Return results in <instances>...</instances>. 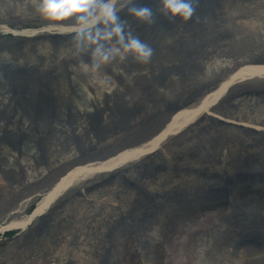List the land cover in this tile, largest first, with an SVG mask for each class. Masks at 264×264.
<instances>
[{
	"label": "rangeland",
	"instance_id": "374dc122",
	"mask_svg": "<svg viewBox=\"0 0 264 264\" xmlns=\"http://www.w3.org/2000/svg\"><path fill=\"white\" fill-rule=\"evenodd\" d=\"M117 1L119 0H113L118 12L120 7L128 5V0L116 3ZM244 6L247 11L248 7L254 6V13L249 14L248 18L254 20L255 26L264 25V0H257L255 5L251 2L245 3ZM37 7L38 5L34 11L14 8L19 11L15 12L13 23L0 19V41L14 37L5 33L7 27L37 28L47 24L37 11ZM127 22L138 24L133 17ZM149 23H146V28L149 27ZM157 29L158 27L153 30ZM150 37L154 38L151 34ZM161 37L162 34L158 42ZM259 40L261 42L247 45L242 48L245 51L234 55L233 60L236 64L232 67L229 65L226 70L228 72L224 71L221 74L223 77L218 81L231 70L242 66L241 62L252 61L257 56L264 57V39ZM230 41L231 38L225 42L228 44ZM115 61L122 60L117 58L111 62ZM83 63L87 62L78 65ZM207 66H211L210 60ZM134 74L136 73L132 72L127 80L130 81ZM85 80L89 87L81 83L79 92L82 95L89 94L90 98L94 94L97 95L96 91L103 93L107 86L110 87V91L115 87L110 76L99 69L89 70ZM204 84L206 83L202 82L199 88L200 90L203 88V92L207 91ZM167 87L168 89L159 91V99L153 97L152 102L147 103L143 111L129 116L125 124L110 127L111 123L106 122V126L109 127L100 131L88 129L86 133L77 127L73 133L74 138L62 135L57 130L54 136L53 131L47 142L51 144L50 147H47L46 142H40L41 145L46 144L45 148H42V152L44 151L42 161L28 158L25 140L35 142L34 136L28 131L22 133L19 136V148L16 153L21 172L17 174L15 171L16 177L12 178L0 176V222L8 217V212L13 207L18 209V212L14 213L15 216L27 213L38 195L73 163L79 160H92L99 152L101 155L108 154L125 145L144 140L166 120L171 112L168 106L174 102L189 105L201 96H194L190 101L185 95H177L171 85ZM236 89L238 88L234 87L228 91L213 106L209 113L215 117L203 114L181 133L168 137L156 152L112 172L99 173L68 189L46 214L37 218L26 231L7 239L0 237V264H112L113 261L117 264L125 262L159 264L160 259L162 261L168 259L169 254L164 253L165 249H172V239L179 235L181 228L184 229V224L189 225L193 222L194 215L218 209L222 205L221 208L225 210L236 212L249 209L255 213L250 214V217H264V169L257 168L253 162L251 165L246 164L250 161L244 158L249 157L247 154L250 150L259 153V150H255L257 146L254 145L259 142L251 140L254 136L252 133L259 136L262 134L264 137V132L245 127L260 126V129H264V87L255 88L258 90L254 95L238 96ZM251 96L261 100L241 101L234 105L233 109L225 107L231 102L237 103L242 97L248 99ZM224 110H229L231 114H224ZM213 118H217L221 124L250 132V135L238 132L243 137L242 140L227 137L220 143L219 135L202 131ZM76 140L80 141L78 146L74 145ZM35 147H38L37 143ZM7 161H11L10 155L0 152V166L5 168L8 165ZM213 189H220L219 199L223 204L218 206L213 203L212 198L201 197L212 193ZM27 198L30 199L25 201ZM127 224L132 225V230L138 232L143 231L151 235L153 232L154 241L159 243L156 252L152 247H150L153 250L152 254L149 253L150 248L142 249L144 238L141 235L131 236L133 241L131 239V246L127 249L123 243L108 239V232L124 229ZM212 229V225H207L196 234L191 233L193 230L189 232L191 237L186 246L196 250L195 257L198 259H192V264H243L248 259L245 250L247 245L243 246L247 241L241 238L249 237L242 235L237 237L238 234L232 232L233 236H228V241L221 242L225 234L209 236ZM180 235L185 241V235L183 233ZM206 236L209 237L208 240H200V237ZM254 242L261 243L258 239ZM237 246L239 251L235 254ZM110 255L113 257L110 258ZM155 257L159 260L156 261ZM162 261L160 264H167Z\"/></svg>",
	"mask_w": 264,
	"mask_h": 264
},
{
	"label": "bare ground",
	"instance_id": "6f19581e",
	"mask_svg": "<svg viewBox=\"0 0 264 264\" xmlns=\"http://www.w3.org/2000/svg\"><path fill=\"white\" fill-rule=\"evenodd\" d=\"M256 1L192 0L193 13L188 19H183L172 18L163 12L161 0H133L132 6L148 7L152 10V19L148 28H146L147 22L143 23L144 21L136 19L138 24L127 22L132 18L127 13V5L120 7L119 18L125 22L126 28L134 36L152 48V56L146 63L138 62L128 56L122 61H110L102 65L99 70L110 76L112 85L114 84L115 87L110 91V87L107 86L103 93L96 91L97 95L94 94L91 98L89 94L82 95L79 92L81 83L89 87L85 80L89 71L86 73L79 68L78 64L88 62L89 58L86 55L74 56L71 51V21L63 22L64 26L61 28L45 30L28 29V27L7 29V33L12 31L14 37L0 41V152L9 154L11 161H7L8 165L5 168L0 166L1 177L12 178L16 177L15 171L18 172L17 174L21 172L16 153L19 148V136L25 131L30 132L35 141L25 140L28 147V158L42 161L44 160L42 148H45L49 142L53 131L54 136L57 130L62 135L74 138L73 133L77 127L86 133L88 129L100 131L109 127L106 126V122L111 123L110 127L125 124L129 116L143 111L147 103L152 102L153 97L159 99V91L168 89V85H171L177 95H185L190 101L194 96H201L189 105L184 102L169 104L168 108L171 112L166 120L144 140L136 144L125 145L108 154L101 155L99 152L92 160H79L73 163L38 195L28 213L15 216L14 213L18 212V209L15 207L10 209L7 219L0 222V231L5 226L24 225L29 216L41 215L40 213L48 205L52 206L59 199V197L56 198L59 192L74 180H79V182L69 186L68 189L78 186L81 182L99 173H109L138 160L140 156H144L155 148L165 136L176 134L195 117L203 114L215 117L207 110L231 81L238 80V84L229 90H233L234 87L238 88L235 90L238 96L241 94L254 95L258 90L255 88L264 87V57L259 56L252 61L241 62L242 66L231 70L227 77L218 81L223 77L221 74L224 71L228 72L226 70L230 67L229 65L232 67L236 64L233 60L234 55L245 51L243 47L260 41L259 38L264 39V25L260 24V27H257L253 23L254 20L248 18L249 14L254 13V6L248 7V11L244 6L245 3L250 2L255 5ZM119 2L120 0L116 3ZM36 5H38V0H0V19L13 23L15 12L19 11L14 8L34 11ZM44 20L46 19L43 18ZM44 22L50 23L51 21ZM156 27L158 29L153 30ZM150 34L154 36L153 39ZM160 34L162 37L158 42ZM230 38L231 41L227 44L225 41ZM209 60L211 66L206 67ZM132 72L136 74L128 81ZM239 79L245 80L239 81ZM202 82L206 83L203 86L207 88V91L203 92V88L199 89ZM201 92L203 93L200 94ZM190 96L192 98H189ZM260 100L261 98L255 96L248 99L242 97L237 103L231 102L225 107L233 109L234 105H238L241 101L259 102ZM223 113L231 114L229 110H224ZM208 122L202 131L216 133L219 135L220 143L227 137L242 140L243 137L238 132L250 135V132H243L237 127L232 128L227 124L219 123L217 118L210 119ZM245 127L264 132L260 126L246 125ZM252 134L254 136L251 140L259 142L254 144L257 146L255 150H259V153H253L250 150L247 154L249 157L244 158L250 161L246 164L254 163L257 168L263 170L264 137L262 134L260 136L256 133ZM42 141L46 144L41 145ZM79 142L76 140L74 145L78 146ZM20 143L23 142L20 140ZM49 145L51 144L48 143L47 147H50ZM4 162L5 160L2 164ZM12 165H14L13 168ZM242 174H248V172H242ZM219 193H221L220 189H213L212 193L209 192L201 197L212 198L213 203L219 206L223 204V201L219 199L221 196ZM221 206L218 209L194 215L195 219L192 223L184 224V229L181 228L179 235L174 236V240L172 239V249L164 251L169 254L168 259L164 261L160 259V262L192 264V259L196 258V250L186 246L191 237L189 232L193 230L191 233L196 234L207 225H212L213 229L209 236L217 237L225 234L221 242L228 241V236H233L231 235L233 230H236L237 237L241 235L249 237L250 239L241 238L247 241L243 246L247 245L245 250L248 253V259L242 262L243 264H262L264 261V217L257 215L258 218H251L249 215L255 213L249 209L233 212ZM217 221L220 222L217 223ZM129 224L125 225L124 229L108 232V239L123 243L124 248L127 249L131 246V236L141 235L144 238L143 246L140 242L142 249L152 247L156 252L159 243L154 241L153 232H151L152 235L143 231L138 232L132 230V225ZM182 233L185 235V241L180 235ZM208 238V236L200 237V240L206 241ZM256 239L261 243L254 242ZM237 249L238 246L235 254L239 251ZM162 252L161 250L160 253ZM149 253H153L151 248ZM112 257L110 255V258ZM154 259L159 260L158 257ZM112 264L117 263L113 261Z\"/></svg>",
	"mask_w": 264,
	"mask_h": 264
},
{
	"label": "clouds",
	"instance_id": "9594fccd",
	"mask_svg": "<svg viewBox=\"0 0 264 264\" xmlns=\"http://www.w3.org/2000/svg\"><path fill=\"white\" fill-rule=\"evenodd\" d=\"M162 11L172 18L188 19L192 13V0H161ZM128 0L127 13L134 19L150 22L152 10L135 7ZM37 11L51 21L49 28H61L71 21L70 47L74 56L86 55L83 71H96L114 59L131 56L146 63L152 48L134 36L118 16L113 0H38Z\"/></svg>",
	"mask_w": 264,
	"mask_h": 264
}]
</instances>
